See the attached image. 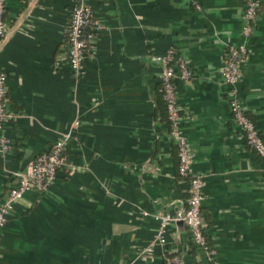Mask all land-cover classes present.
Wrapping results in <instances>:
<instances>
[{"label": "crops", "instance_id": "0c3cea01", "mask_svg": "<svg viewBox=\"0 0 264 264\" xmlns=\"http://www.w3.org/2000/svg\"><path fill=\"white\" fill-rule=\"evenodd\" d=\"M75 0H7L0 70L8 76L11 140L0 153V204L13 180L67 132L66 160L50 188L29 191L0 229V264H211L185 224L144 249L157 214L186 205L168 136L161 66L174 47L192 71L176 81L193 172L205 178L202 211L215 264H264V161L229 108L220 67L243 41L246 0H87L97 22L83 72L64 44ZM239 92L264 138V0Z\"/></svg>", "mask_w": 264, "mask_h": 264}, {"label": "built area", "instance_id": "2783aa9c", "mask_svg": "<svg viewBox=\"0 0 264 264\" xmlns=\"http://www.w3.org/2000/svg\"><path fill=\"white\" fill-rule=\"evenodd\" d=\"M6 2L7 0H0V42L5 40L8 35V24L4 17ZM259 7V0H246L244 39L229 46L226 58L219 71L223 84L227 87L229 108L234 121L241 129L248 147L264 161V138L255 121L248 114L239 92L242 69L248 60L249 42L255 29ZM96 24L93 9L87 0H75L64 44L67 48L70 66L77 75L83 72L87 53L94 42L95 31H93V28H96ZM153 59L161 66L163 96L170 121L168 136L178 148V174L180 178L189 182V187L186 205L179 209L177 214L162 212L156 215L159 220L158 231L153 241L144 249V253L145 255L150 254L156 244L167 243V232L170 224L183 220L192 235L194 244L207 250L213 260L216 252L214 248L208 245L205 234V218L202 211L205 178L202 174H194L192 168L193 155L188 139L177 125L180 110L177 101L176 81L178 79L189 81L192 78V71L184 56L174 47L168 48L164 53L156 54ZM8 95V76L5 71L0 70V153L4 157L7 156L11 147V140L6 134L5 125L14 116L9 106ZM71 137V132L64 133L54 143L49 152L40 154L26 169L10 170V176L14 184L5 200L0 204V229L8 222L9 216L15 209L16 202L21 197L29 191L44 192L55 183L58 171L65 163L66 147ZM178 213H180V216H178ZM125 264L134 263L127 262ZM170 264H185V262L180 254H174L170 259Z\"/></svg>", "mask_w": 264, "mask_h": 264}, {"label": "trees", "instance_id": "16d2710c", "mask_svg": "<svg viewBox=\"0 0 264 264\" xmlns=\"http://www.w3.org/2000/svg\"><path fill=\"white\" fill-rule=\"evenodd\" d=\"M88 32H89V30H88ZM163 98H164V96H163ZM164 102H165V108H166V120H167V122H168V126H170L169 115H168L167 105H166V101H165V99H164ZM50 149H51V148H50ZM50 149H49L48 151H46V152H49ZM208 245H209V241H208ZM210 261H211V264H215V261H214V260H210Z\"/></svg>", "mask_w": 264, "mask_h": 264}, {"label": "water", "instance_id": "95a60500", "mask_svg": "<svg viewBox=\"0 0 264 264\" xmlns=\"http://www.w3.org/2000/svg\"><path fill=\"white\" fill-rule=\"evenodd\" d=\"M178 216H180V213H178ZM177 223L178 224H184L183 220H178Z\"/></svg>", "mask_w": 264, "mask_h": 264}]
</instances>
